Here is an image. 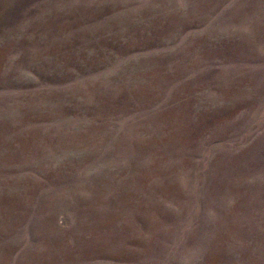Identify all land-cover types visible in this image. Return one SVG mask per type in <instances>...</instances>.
<instances>
[{
    "label": "rangeland",
    "instance_id": "rangeland-1",
    "mask_svg": "<svg viewBox=\"0 0 264 264\" xmlns=\"http://www.w3.org/2000/svg\"><path fill=\"white\" fill-rule=\"evenodd\" d=\"M0 264H264V0H0Z\"/></svg>",
    "mask_w": 264,
    "mask_h": 264
}]
</instances>
